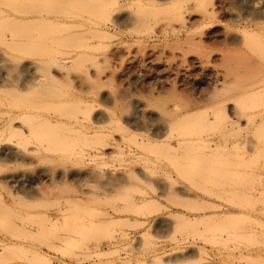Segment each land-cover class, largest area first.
<instances>
[{"label":"rangeland","instance_id":"rangeland-1","mask_svg":"<svg viewBox=\"0 0 264 264\" xmlns=\"http://www.w3.org/2000/svg\"><path fill=\"white\" fill-rule=\"evenodd\" d=\"M111 1L0 0V10H2L0 12V68L4 69L0 71L3 76L1 78L4 79L6 76L4 80L0 78V86H2L0 87V126L5 111L26 110L25 112H29L27 116L19 119L23 128L19 124L17 125L19 128L3 130L4 133L0 135V145H6L18 151H27L25 159L14 156L0 163V264H264V133L262 128L257 130L251 128L245 135L251 141L249 143L252 147L249 144V148L237 147L239 154L234 152L237 148L229 150V154L237 153L236 156L243 157L244 160H237L238 157L234 158L235 155H229L227 152L224 153L225 156L222 155L223 158L226 154L228 159L229 156L231 157L229 160L225 158L228 162H222L227 163L223 165L224 173L221 172L223 175L219 173L220 176H216L217 174L213 175V171L221 169V166H217L221 160L218 158L217 161V156L213 158L218 163L212 158L206 160V164L211 166L204 165L205 161L199 160L203 161L201 165L195 156H193L196 159L194 160L198 163H194V160L189 163V159L186 160L187 162L181 160L175 162V159L170 158L174 162L165 160L162 165H153L146 161L145 158L151 154L150 147L142 146L141 143L143 137L150 133V131L146 132L145 127L149 120L143 118L144 122L146 120V125L143 120H136L139 125L136 122L133 124L134 119L131 120L136 101L146 97L150 93L148 91L152 90V86L154 89L167 85L169 92L174 91L167 94L168 96L176 92L179 96L176 93V98L165 94L163 97L169 99V102L170 99L172 101L180 99L178 102L181 100L183 102L186 98L197 97L200 90L207 87L206 84L211 82L209 79L212 80L211 73L214 72L213 76H216L220 72L217 75L221 78L226 73L224 71L229 70L224 65L230 68L228 74L231 71L227 85V88L231 87L230 91L234 90V93L229 94L233 96V102H231L242 112L249 106L262 109L264 91L257 96L248 95L250 97L248 100L246 91L249 86L264 87L262 78L264 70L262 72L259 69V67L262 68L264 61L257 57L259 54H256L260 53L257 52L260 47H264V0H161L149 5L119 0L124 5L126 14L140 19L133 28L120 31L121 35L140 36L147 46V41L156 45L162 42L161 45H157L161 49H157L161 51L160 55H157L159 52L156 51L152 54L149 51L151 49H147L146 55L143 53L140 58L142 60L144 57V62L139 59L140 56L133 59L132 54L139 49L136 48L138 44L134 48L133 40L126 44H119L118 39H115L112 50L124 45L116 52L119 55L116 54L117 58H113L108 52L107 57L104 58L102 51L96 52L97 50L84 48L86 43L84 44L83 37L79 39V42L77 36L73 37L75 28L68 25L60 26L53 22L46 23L44 20L43 22L39 15L42 9H45L43 11H50L52 16L60 14V17L73 18L87 11L95 13L90 20L92 23H100L105 21L104 6ZM186 7L190 8L189 13L192 14L189 17L185 13L182 19L183 21L193 20L195 26L187 27L189 29L187 31L181 29L184 32L179 33L181 37L178 40L170 38L167 44L168 46L170 44L168 47L170 53H168V48L165 46L167 42L155 39L154 36L163 23H168L166 24L168 28L179 29V23L173 20L177 19L173 16L174 10H184ZM255 18H257L256 21L251 22ZM247 31V35L244 34ZM186 36L191 39H187L190 42H204L201 45L196 42L192 44L194 48L203 45V49L199 47V51L201 49L200 52H204L205 55L212 53L211 58L214 59L209 60L211 62L209 68L212 70L197 69L194 70L195 72L185 73L186 76L177 78L174 77L175 72L171 71L169 74L170 70L166 66L169 61H171L170 65L173 63L172 54L177 45L187 50ZM58 38L61 40L57 41ZM226 39L227 41H224ZM17 40L25 42L26 45L24 47L23 44H20L22 47H19V44L15 45L14 42ZM46 40L49 42H44ZM195 43L199 46H195ZM79 47H82L80 51H85V58L81 63L76 62L70 71L71 74L79 73L84 76L82 88L92 92L99 90L109 97L110 95L117 97L126 95L124 99H121L123 103L119 104L129 109L127 110L129 114L123 113L126 109L121 113L118 112L121 107L117 110L118 106L114 107L113 102H110L111 98H108L107 102V99L93 97L94 93L84 92L79 95L83 99H97V112L94 115L107 116L114 112L117 113L115 117L122 121L119 124L112 123L97 127V129L101 128L98 131H103L104 134L116 140L114 148L107 150L105 156L87 160L83 157L99 147L107 136L97 134L93 136V132L97 131L95 129L91 132L93 133L91 136L88 135L90 138L84 137L82 132L78 131L79 128L69 125L68 121L74 120V115L71 113L77 111V100H82L79 96L77 97L81 92L75 91L78 83L68 78L61 79L58 74L59 77L56 80L45 79L41 72L31 78L25 75L26 73L22 74L23 72L19 70L20 66L19 69L14 68L15 62L19 61L18 58L21 60L24 58L22 61L34 60L40 63L49 57H68ZM130 47L132 48L128 50L131 55L127 58L125 55L126 59L122 58L121 55L124 56L122 53H128L126 48ZM177 48L174 54L179 55L180 48ZM260 51L264 54L263 49ZM219 53L221 56L224 55V58L227 57L228 65L225 59L226 64L223 65L221 59L220 62L219 58L222 57H219ZM149 54L152 58L162 55L161 60L158 57V61L161 62L165 58L167 64L164 63L165 61L163 64L155 62L157 58L151 59ZM252 54H255L254 60ZM93 55L98 56L97 60L100 63L97 62L98 64L89 68L93 58L90 60L92 62L89 59ZM257 58L262 61V64ZM127 59L129 62L126 63ZM252 60L255 62H253L254 65ZM248 61H251L250 70ZM259 63L262 66H259ZM257 64L261 72L257 70V66L255 67ZM251 65L258 73L254 68L253 71L256 73L251 72ZM86 66L89 71H86ZM24 77H28V80L24 81L26 80ZM173 79L178 80L172 82ZM172 83L174 85H171ZM6 84L10 86L3 88ZM169 86L175 87L172 89ZM221 90L223 89L220 87L217 91L220 95ZM122 96L119 98H123ZM205 110L210 112L208 109ZM58 111H61L59 116L63 114L62 111L65 112L64 118L67 113L70 114L71 117L66 123L47 124L39 118L40 115L47 113L55 112L56 115ZM202 112L203 109L198 114ZM203 114V117H200L204 119ZM196 115L190 118L191 124L199 126L196 129V125L195 127L192 125L196 129L195 136L212 138L221 132V124H224V122L219 123L221 116L219 119L209 117L212 122L216 121L214 124L218 126L209 124L202 126L203 120L197 119ZM79 116L82 117L81 123L86 124L90 119L87 114H79ZM181 121L182 123L179 124L182 126L178 127L181 129L180 133H183L187 119H181ZM187 122L189 123V120ZM192 127L184 128L188 129L185 135L191 131L189 133L191 136H186L189 139L194 135ZM190 128L192 129L189 130ZM174 130L178 131L176 128ZM194 137L191 139H199ZM194 147L191 148L198 154L200 150L196 149V145ZM187 148L190 149V147ZM246 148L253 151L247 152ZM131 151L136 152L130 155ZM184 152L189 154L191 151L187 152L185 149ZM140 153H144L146 157L140 156ZM188 156L191 158V154ZM67 167L68 170L70 167L72 170L84 171L89 176H94H85V178L83 176L79 180L78 177H71L66 173ZM42 170L46 171L45 174L41 173ZM203 173H206V176L200 177ZM21 175H36V177L38 175L40 182L38 180L39 183L37 182L32 190L11 182V176ZM151 201L154 202L153 206L143 205ZM122 209L125 211H120ZM213 214H216L215 217H210L211 220H208ZM220 214L224 217L228 216L230 221L228 227L234 229L232 232V229L228 228L230 234L235 232L229 237L223 230L226 223L220 220L223 225L221 230V226L214 224L215 221L218 223L216 217L218 221L222 218ZM221 234L224 235L222 238Z\"/></svg>","mask_w":264,"mask_h":264},{"label":"bare ground","instance_id":"bare-ground-1","mask_svg":"<svg viewBox=\"0 0 264 264\" xmlns=\"http://www.w3.org/2000/svg\"><path fill=\"white\" fill-rule=\"evenodd\" d=\"M121 1H124V2L128 1V2H135L137 4H142V5H144V4L145 5H149V4L155 3L157 1H161V0H121ZM123 6L124 5L121 2H119V0H112L111 3H107L104 6V13H103L105 15V21L100 22V23H92L90 20H91V18H93L95 16V13H89L87 11L84 12L82 15L76 16V17H73V18H71V17H63V16L60 17L59 16L60 14H57L56 16H52V14L49 13L50 11H43L45 9H42V12H40L39 15L41 17V21L44 20L46 23L47 22L48 23L53 22V23H56L57 25H60V26L68 25L70 27L75 28V31L72 33L73 37L77 36L78 37V42L81 40V37H83L84 44L86 43L84 48L97 50L96 52H98L100 50V51H102V56L104 58L107 57L108 52H109V54H111V56L110 55L109 56L113 57V58L114 57L117 58V56L119 55L116 52H118L119 48L122 49V47L124 45H122V47L119 46V48L117 47V49H115L117 51L112 50L111 47H113L115 39H118L119 44H126L129 41L133 40L132 42H134V48H135V45H137V44L139 45V46L137 45V47H136V48H139V49H138V51H137V49L135 50L137 52H134L135 53L134 56H133L134 53L132 52L133 53L132 54L133 59H137L139 56H140L139 59L142 58L141 56H143V53H145V55H146L147 49H151L149 51H151L152 54H153V52L155 53V51L159 52L158 50H161V49H159V47L157 45L160 44V43H158L157 45L155 43H153V44H155V45H153V44H150L149 41H147V43H148V46H147L145 44L146 43L145 40H143L140 36H136V35L134 36L132 34L131 35H125V34L121 35L120 34V31L131 29V28H133L134 25H136V24H138L140 22V19H138L136 16L134 17V15L132 16L131 14H129V15L126 14L124 12L125 9H124ZM189 10H190V8L188 9L187 7L184 8V10H182V9H177L176 11L174 10V15L173 16L177 17V19H173V20H177V22L179 23V29L177 28V30H176L174 27L168 28L166 26V24H168V23H166V24L163 23V25L161 24L162 25V27H160L161 29L158 30V32L156 31V34H155L154 38L155 39H159V40H163V42H167V43H165V46H167V48H168L170 46V44H169V46L167 44H168V41H170L169 40L170 38L173 37V38H177V40H178V38L181 37V34H179V33L184 32L183 31L184 29L186 31L189 30L187 28L189 26H190V28L193 25L195 26L193 20L185 19L183 21V19H182V15L185 14V13H187L189 17L191 16L192 13H189ZM0 12H2V10H0ZM14 12H16V10H14ZM256 19L257 18H255L252 21L250 20V21L251 22H255ZM251 22H249V23H251ZM147 24L148 23H146V25ZM60 26H58V27H60ZM248 26H249V24H248ZM181 29H183V30L181 31ZM255 30H256V28H255ZM246 33H248V31L245 32L244 34H246ZM263 33H264V30H263ZM224 35H227V34H224ZM77 37H75V38H77ZM59 39L61 40V38H58L57 41ZM187 39H190V38L187 37L186 38L187 42L185 41L188 44V46H187V44H185L186 47H187L186 48L187 50H185V49L183 50L182 48H180L181 46L177 45V47L180 48V51H179L180 54L176 55V54H174V51L178 50V48L176 47V48H174L175 50L173 49L174 50L173 54H172V62L173 63L171 65H170L171 61H169V63H168L169 65H168L166 63V59L164 58V60H163V61H165L164 63L167 64L166 67L168 68V70H170V72L168 71L169 74L171 73V71H172V73L175 72L174 73L175 74L174 77H177V78H179L181 76H186L185 73L188 74V73H191V72H193L194 70H197V69L204 70V71H207L206 69H209V71H210L211 68H209V64H211V62H209V60L210 59H212V60L214 59V58H211L212 53H211V55H209L210 53L209 54L207 53L208 55H205L204 52L203 53L200 52L201 49L199 51V47L200 46L197 45L196 43H199L201 45L203 41H199V42L193 41V42H196L195 46H199L198 48L197 47L194 48V45H193L194 43L188 41ZM13 41H14V39H13ZM224 41H227V39L224 40ZM17 42H18V40L16 42H14V43H15V45L19 44L18 45L19 47H22V46L24 47L26 45V43L25 42H24L25 44L22 43L23 41L21 42V40L18 43ZM44 42H49V41L46 40ZM215 42H217V41H215ZM179 43H180V41H179ZM20 44L21 45L23 44V45L21 46ZM161 44H162V42H161ZM203 44H204V42H203ZM216 44H219V43H216ZM179 45H181V44H179ZM126 47H128V46H126ZM192 47H193V49L195 51H193ZM202 47H203V45H202ZM202 47H200V48H202ZM131 48L132 47L126 48V49L128 50V49H131ZM167 48H166V51H167ZM79 49L81 50L82 47L77 48V50L75 52L72 51V53L69 54L68 57H61V58L60 57L59 58H55V57L54 58H50L49 57L48 59H46V60H44L43 62H40V63L35 62L34 60L31 61V62L30 61L29 62L22 61V60H24V58H22V60L18 58V60H19V61H17L18 64H17V62H15L18 66H16V64L14 63L15 64L14 68L17 67L19 69V66H20L21 69H19V70L23 72V73L22 72L21 73L22 74L26 73L25 75H27V76L29 75V77H31V78H32V76H34L38 72H41L45 79H53V80L55 79L56 80L59 77L58 75H60L61 79L62 78H68V79H70L72 81H76L78 83V86H76L75 91L76 92L77 91L81 92V94H78L77 97L79 95H82V93H84V92H90V94L94 93L93 97L95 96V98L98 97V98H101L103 100L107 99L106 100L107 102L111 98L112 101H110V102H113L114 107L118 106L117 110L119 109V107H121L118 110V112L122 113L124 111V109H126V111H124L123 113L129 114V112L127 111L129 109H127L126 106H124L122 104H119L120 102L123 101L121 99H124V97H126V95L125 96L121 95L123 98H119L121 96L117 97V96H111L110 95V97H109V95H107L105 93L107 95V98H106V95L101 93V91H99V90L96 91V92H92L90 90L86 91V88L85 89L82 88L84 76L79 74V73L71 74V71H70L71 67L74 64L76 65V62H77V64L79 63V61L81 63L83 58H85L84 55H86L85 51L82 52ZM196 49H198L197 52H196ZM261 49L264 50V47H260V49L257 50V52H260V53H256V54L257 55L259 54L260 56L258 55L257 57H259V59H262L264 61V58H262V57H264V54H263V51H260ZM127 50H125V51H127ZM160 52L158 54L157 53L156 54L160 55ZM167 52L170 53L169 52V48H168ZM219 52H220V50H219ZM121 53H120V55H121ZM220 53H219V55H220ZM224 53H225V51H224ZM94 54H96V53H94ZM99 54H101V53H99ZM116 54H118V55H116ZM122 54H124V56L121 55L122 58H124L125 55H126V58H127L128 55H131L129 50H128V53L126 52V54L125 53H122ZM165 54H166V52H165ZM213 54L216 55L215 53H213ZM114 55H116V56H114ZM221 55H222V53H221ZM221 55L219 57H222V58H219L218 55H217L219 60L220 59L222 60L223 65L226 64L225 60H227V64L226 65H228V62H229L228 59H227L228 52H227V57L226 58H224L225 57L224 55L223 56H221ZM252 55H254V58H253V60H254L255 59V54H252ZM90 57L91 56H89V58ZM149 57H150V54H149ZM158 57H160V60H161L162 55L161 56H157V57H153L154 59L157 58V60H155V62L158 61ZM92 58H93V62H95V63L90 61V60H92ZM119 58H120V56H119ZM126 58H124V59H126ZM150 58L153 59L152 57H150ZM97 59H99L98 56L94 57V55H93L91 57V59H89V61L92 62L93 65L92 64L90 66L88 64H86V65H88L89 68H91L97 62L100 63V61L97 60ZM128 59L126 61L125 60L124 61L127 63V61L129 62ZM139 59H138V61H139ZM148 60H147V62H148ZM160 60L158 62H160ZM221 60H220V62H221ZM253 60H252V63L254 62ZM257 60H258V58H257ZM124 61H122V62H124ZM141 61L144 62V57H143V59ZM149 61H152V63L154 62L153 60H149ZM163 61H161L162 63L160 62L159 64H163ZM258 61L260 63L262 62L261 60H258ZM248 62H249V65H248V67H249L250 64H251V61H248ZM152 63H150V64H152ZM254 63L252 65H254ZM256 63H258V62H256ZM260 63H259V66H262V65L264 66V64H262L264 62L261 63L262 65H260ZM252 65H251V70H252L251 72L252 73L255 72V71L257 72V70H259V69H261L262 72H263V70H264V69H262V68H264L263 66H262V68L259 67V69H258V64H257V65H255V67L257 66V70L255 69V67H253L255 69V71H253ZM157 66H158V63H157ZM224 67H227L230 70L229 66H225L224 65ZM86 68H87V66H86ZM163 68L164 67H162V69ZM227 68H225V70H227ZM1 69L4 70L3 68H0V70ZM164 69H166V68H164ZM87 70L89 71L88 68L86 69V71ZM229 70L224 71L226 73H224L222 75V77L220 76L221 78H219V76L217 75L220 72L217 73L216 76L215 75L213 76L214 72L211 73L212 75L210 77H212L211 78L212 80L209 79V81H211V82L206 84L207 87L205 89H202L203 87H201L202 90H200L201 91L200 93H199V90H198L199 94H198L197 97L194 96L195 98H192V99L191 98H186V100L183 99L184 103L182 102V100H181L182 103L178 102V101H180V99L179 100L175 99L176 102L174 100L172 101L170 99L171 103L169 102V99L168 100L165 99L163 97L164 94L166 96H168L167 94H170V92H174V91H171L169 89L170 90V92H169L168 89L166 88L167 85L164 86V85H161V84H160L161 85L160 87L158 86V87H155L154 89L152 88L154 86H152L151 89L153 91L151 89L150 90L152 92L148 91V92H150V93H148L150 95L147 94V96L143 97V99L137 100L136 104H135V107L133 106L135 108V112L133 113L132 111H130V112H132L131 120L134 119L135 121H133L134 122L133 124H135V122H136V124L139 125V123H137L136 120H143V118L144 119H148L149 120L148 124H147L148 127L145 126L148 129V131H147V129L144 126L143 127H144V129H146V132L150 131L149 134H146L145 137H143L141 145L142 146L147 145L148 147H150L151 154L146 157V155H143L144 153L143 154L140 153V156H145L146 157V158L145 157H141V158H145L146 161H149L153 165H162L163 161H165V160L166 161H172L173 159H175L174 160L175 162H177V160H181L182 162L183 161L187 162L186 160L189 159L188 161H189V163H191L192 160H194L195 158H198L197 160H198L199 163L201 162L199 160H204L205 162L202 161L203 164L205 163L204 165H210V164H206V162H207L206 160L210 159V158L215 160L214 158L217 156L216 157L217 161H218V158H219V160L221 159L222 161L220 160V163H218L215 160V162H217L219 164V165L217 164L218 167L221 166V169H220V171H217L214 168L217 172L214 170L213 171V175L214 174L215 175L217 174L216 176H220L221 174L223 175V173H224V171L222 170L223 169V165L225 166L227 163L224 164L222 162H228L225 158L227 157V159H228L227 155L230 152L229 150L231 148L234 149V148H237V147H244V148L248 147L249 148L248 144L251 145L249 143L251 141L249 140L248 137L245 136L249 132V129L255 128L257 130V129L262 128V131L264 133V107H262V109H261V107L260 108L259 107L256 108L254 106H252V107L249 106V107L246 108V110L244 112H242L239 108H237L234 105V103H232L233 102L232 101L233 100V96H231L229 94H231L230 92L234 93V90L230 91L231 87L227 88L228 87L227 85H228L230 77H231L230 76L231 75V71H230V74H228ZM249 70H250V67H249ZM261 70H259V71L261 72ZM163 71L164 70H162V72ZM165 72H166V70L164 71V73ZM86 75H88V73ZM260 75H262V73H260ZM22 76H24V75H22ZM192 76H189V77L192 78ZM197 76H199V75H197ZM197 76H194V77H197ZM1 77H3V76H2L1 71H0V78ZM169 77H171V76H169ZM5 78H6V76H5ZM24 78H23V80H24ZM27 78H25L26 80H24V81H27L28 80ZM262 78L264 80V77H262ZM1 79L4 80L3 78H1ZM169 79H172V78H169ZM164 80L167 81L166 79H164ZM174 80L175 79H173L172 82ZM177 80H175V81L177 82ZM169 81L171 83V80H169ZM5 82H7V81L5 80ZM24 83H26V82H24ZM161 83H162V81H161ZM170 83L168 82L169 85H170ZM163 84H165L164 81H163ZM171 85H174V83H172ZM8 86H10V85H8ZM8 86L6 84L5 86H3V88L4 87L7 88ZM0 87L2 88V86H0ZM169 87H171V86H169ZM174 87L175 86H173V88L172 87L171 88L174 89ZM220 87H221V89H223L225 91L224 92L223 90H221V95H222V92H224L222 96L219 94L220 92H217ZM91 90H92V88H91ZM263 91H264V87L263 86H259V87L249 86V87H247V91H246L247 100H248L249 96L252 95L251 97H253V96H257V94L260 95V93L263 92ZM176 93L178 94V92H176ZM176 93L174 95H171V96L176 98L175 97ZM178 96H179V94H178ZM191 97H193V96H191ZM263 97H264V94H263ZM81 98L79 96V99H81ZM97 99H83L82 98L81 101L77 100V103H78V104L76 103L77 104V111L75 110V111H73L74 113H71L72 115H74V117H73L74 120L73 121L68 119V118L71 117L70 114H68V113H67V116H65L66 118H64V115H66V114H64L65 113L64 111H62L64 115L61 114L63 116H61V115L59 116L61 111H58L57 112L58 114H56V115H55V112H53L54 114L53 113L52 114H48L47 113V114L40 115L39 118L41 119V121L43 123H47V124H54V123L57 124V123H60V122L66 123V121L69 120L68 121L69 125H73V126L79 128L80 130H78V131L82 132L84 137L85 136L89 137L88 135L91 136L93 133H94L93 136L94 135L96 136V134L105 136L106 134H104L103 131H98L101 128L97 129V127H100L101 125H106V124L110 125L112 123H118L119 124L121 120L119 118L115 117L117 115V113H114V112L108 114L109 115V116L107 115L108 117L105 116V115L104 116L94 115L97 112V106H98V104L96 105V102H97L96 100ZM202 109H203V112H204V114H203V112H202V114L205 116L204 119L201 118V117H203L201 113H199L201 115L198 114V112L200 110H202ZM205 109H208L210 112H205L206 111ZM120 110H122V111H120ZM25 111L26 110H20V111H15V112H13V111L12 112H6L5 111L4 114L2 113L4 115L3 116L4 118L2 119V125L0 126V131H2V132H0V135L2 133H4L3 130L11 129V128L13 129L15 127L17 128L18 127L17 125L20 124L19 123L20 122V120H19L20 117L27 116V114L29 113V112L27 113ZM196 113L199 116L196 115ZM79 114H87V117L90 118V119H88L89 121L86 124L85 123H81L80 120L82 119V117L79 116ZM102 115H103V113H102ZM195 115L197 116V119L199 118L200 121L203 120L204 123L201 124L202 126L204 124L216 125V124H214L216 121L212 122V120H210V118L213 117V119H219L220 116H221V120H219V123H223L224 122V124H221L222 128L220 127L221 128V132L217 136L213 135L214 137H212V138L210 136H208L206 138H204V137L201 138V137H198L197 135L195 136V134H196L195 132L196 131H194V130H196L197 127H199V126H197L196 124H191L190 123V118L195 116ZM181 119H184V120L187 119V121L189 120V123L191 124L190 125L187 121H186V123L189 124V125H187L186 123H185L186 125H184V123H183L184 127H183L182 132L185 130L183 133H180V131H181L180 128H181L182 124H179V123H182ZM131 120H130V122H131ZM220 121H222V122H220ZM128 122L129 121H127V123ZM139 122H142V121H139ZM143 122H144V120H143ZM217 122H218V120H217ZM145 123H146V120H145L144 124ZM176 123H177V126H176ZM131 124L132 123H130V125ZM20 125H21L20 127L23 128L22 124H20ZM142 125H143V123H142ZM192 125H194V127L196 125V127H195L196 129L194 127H192ZM186 126L187 127H192L193 131H194V133L192 132V134H194L193 137L195 136L196 137V138L194 137L195 139H197V137L199 139L193 140V139H191L193 137H191L189 139L188 137L191 136L189 134V133H191V131L188 132V134L186 133V135H185L184 133L187 132V130H188L187 128L184 129ZM216 126H218V124ZM175 128H176V130H178L177 132H175V130H174ZM177 128H179L180 130L177 129ZM192 128H190L189 130H191ZM95 129H97V131H94ZM90 130H92V131H90ZM91 132H93V133L91 134ZM106 136H107V138L104 139V141H102V143H101V145L99 147L94 148L90 153H87L83 157L84 160L92 159V158H95V157L105 156L107 154V152H106L107 150H110V149L114 148V142L116 140L112 136H109V135H106ZM186 136H188V137H186ZM195 145H196V149H199L201 154H199L200 152L199 153L197 152L199 155L196 154V151H194V149L191 148V147H194ZM197 145H198V147H197ZM261 145H262V143H261ZM187 147H190V149L187 148ZM251 147H252V145H251ZM151 148L153 150H155V151H153ZM248 148H246L247 152H250V150L253 151V149H254V147H253V149H248ZM185 149H187V152L189 150L192 152V150H193L192 153L189 152V154H191V158L188 156L189 155L188 153H185L186 151L184 152ZM158 150H160L161 153L158 152ZM236 150L237 151H234V150H232V151L238 153V148ZM136 151H131L130 155L133 154ZM239 151H240V149H239ZM226 152L228 154H226V157L223 158L225 156L224 153H226ZM26 153H27L26 150H24V151L23 150H19L18 151L16 149L14 150V149L6 146V145L2 146V144H1L0 145V163H2L5 159H7L9 157H14V156H18V158H20V159H25V157L27 156ZM137 153H138V151H137ZM193 153H195L196 155H194ZM237 153L233 154L235 156H233L232 153H230V154L234 158H236V157H238V155L236 156ZM183 154H184V158H183L184 160L182 159ZM222 155H224V156L222 157ZM193 156H195V158ZM220 156H221V158H220ZM230 157L231 156H229V159H230ZM169 158L172 159V160H170ZM185 158H187V159H185ZM236 159L237 160H244L243 157H241V158L238 157ZM195 160H194V163H198V162H195ZM174 161H172V162H174ZM202 162H201V165H203ZM63 169L66 170V168H63ZM45 170H42L41 173L46 172ZM65 170H63V171H65ZM66 171H67L66 173L70 174L71 177H76V178L78 177L79 180H80V177L84 176V178H85V176H87V177L89 176L87 172L80 171V170H72V169H70V167H69V170H68V167H67ZM222 171H223V173H221ZM170 173H169V175H170ZM219 173H220V175H219ZM203 174H202L203 176L200 175V177H205L206 176V173H203ZM208 174H210V173H208ZM211 174H212V172H211ZM38 175H39V173H38ZM38 175H37V177H36V175H34V176H26V175L25 176H23V175H21V176H11L10 180H11V182L19 185L20 187H26L27 189H31L32 190L33 188H35L34 185H37L38 180L40 182V179H38L40 177V175H39V177H38ZM90 175H91V173H90ZM171 175H172V173H171ZM60 176L62 178V174ZM91 176H94V175H91ZM91 176H89V177H91ZM51 177H52V175L50 176V178ZM167 177H168V173H167ZM65 178H66V176H65ZM52 179H54V178H52ZM71 179H75V178H71ZM153 204H154V202H152V201L150 203H148V202L143 203L144 206H146V205L147 206H150V205L153 206ZM120 211H125V210L122 209ZM215 215L213 214V215L209 216L208 220H211L210 217H215ZM220 217L223 218L224 217L223 214H222V216L220 214ZM225 217L223 219L220 218L219 221H218L217 217L215 219H217L218 223L220 222V220H221V222L226 223V226L224 227L226 229L223 228V225H222L221 222H220V224H218L215 221L214 224L218 225L219 227L221 226L220 230L223 228V230H225L224 233H226L227 237H229V235L231 236L235 232L230 234L231 232L229 231V229L230 230L232 229V228L228 227V224H229L230 221H229V218H228L227 215H225ZM213 221H214V218L212 219V222ZM159 223H160V221H159ZM161 225H162V227L164 226L163 223ZM218 226H217V228L219 229ZM156 227L158 228V225ZM214 228H216V226H214ZM233 231H234V229H232V232ZM222 236H224V235L221 234V238H222Z\"/></svg>","mask_w":264,"mask_h":264}]
</instances>
